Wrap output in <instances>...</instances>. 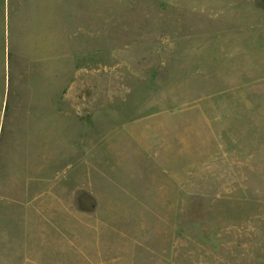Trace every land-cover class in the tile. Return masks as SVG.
Masks as SVG:
<instances>
[{
    "label": "rangeland",
    "instance_id": "1",
    "mask_svg": "<svg viewBox=\"0 0 264 264\" xmlns=\"http://www.w3.org/2000/svg\"><path fill=\"white\" fill-rule=\"evenodd\" d=\"M0 264H264V0H0Z\"/></svg>",
    "mask_w": 264,
    "mask_h": 264
},
{
    "label": "crops",
    "instance_id": "2",
    "mask_svg": "<svg viewBox=\"0 0 264 264\" xmlns=\"http://www.w3.org/2000/svg\"><path fill=\"white\" fill-rule=\"evenodd\" d=\"M83 187L84 186V183H77V184H75L72 188H71V190H70V192L68 191V194L70 195V194H72V196H73V193L74 192H76V191H78V189L76 188V187ZM72 192V193H71ZM67 194V195H68ZM69 195H68V198H69ZM68 206H69V199H68ZM70 210H71V208H70Z\"/></svg>",
    "mask_w": 264,
    "mask_h": 264
}]
</instances>
